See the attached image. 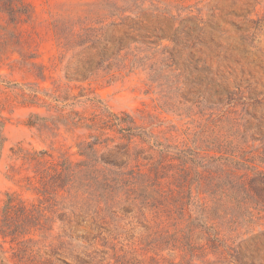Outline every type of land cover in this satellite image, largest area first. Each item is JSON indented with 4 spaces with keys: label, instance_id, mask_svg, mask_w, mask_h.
Wrapping results in <instances>:
<instances>
[{
    "label": "rangeland",
    "instance_id": "374dc122",
    "mask_svg": "<svg viewBox=\"0 0 264 264\" xmlns=\"http://www.w3.org/2000/svg\"><path fill=\"white\" fill-rule=\"evenodd\" d=\"M73 112L169 148L105 193ZM0 130V264H264V0H0Z\"/></svg>",
    "mask_w": 264,
    "mask_h": 264
},
{
    "label": "trees",
    "instance_id": "16d2710c",
    "mask_svg": "<svg viewBox=\"0 0 264 264\" xmlns=\"http://www.w3.org/2000/svg\"><path fill=\"white\" fill-rule=\"evenodd\" d=\"M72 114L73 117L68 125L75 129L84 128L90 130L91 133L89 138L91 141H83L78 145V155L83 158L82 161L73 165L72 162L63 160L60 166L65 173L70 171L74 172L72 169L75 168H81V172L87 171L85 174L87 177H91L94 173H102L103 177L101 182L104 183V187H106L105 193H111L119 186H122V183L127 182L129 177L125 179L124 176L126 175L130 176L129 179L134 181V184L137 183L140 177L143 178L141 171L125 167L127 161L122 159L123 156L128 154V146L133 139L138 138L140 141L150 144L149 150L154 148L157 149L161 154V159L169 148V146L162 148V144L158 142L151 133L136 126L134 119L126 113L115 114L106 112L103 120H95L94 118L87 119L81 117L75 112ZM109 132L113 133V136L108 135ZM116 138L121 140L123 144H116ZM2 142L3 136L0 130V145ZM180 152L181 151H178L176 156L179 159L185 158L184 154H180ZM138 153L141 154L143 152L140 151ZM45 156H47V153L40 151L31 155L28 159L41 165L43 157ZM98 165H101L102 168H99ZM261 180L264 182V177H262ZM8 197L9 200L13 199L11 195H8ZM7 203L8 207L4 209L3 220L0 225V236L3 239L7 237L15 238L18 236L10 219L11 212L14 210V206L12 205L13 202L10 201ZM21 210L25 214L30 211L27 210L24 205L21 206ZM33 211L39 214V220L36 223V225L39 226V230H45V222L48 219L41 215L43 210L37 207L32 209V212ZM41 219H43V221ZM174 240H176V238ZM210 241L212 242V245H214V241L219 242L217 237H214V239ZM4 254L5 252L0 245V259H4ZM233 257L237 258V255H234Z\"/></svg>",
    "mask_w": 264,
    "mask_h": 264
}]
</instances>
